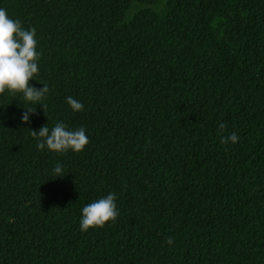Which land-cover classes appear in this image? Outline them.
<instances>
[{
    "label": "trees",
    "instance_id": "obj_1",
    "mask_svg": "<svg viewBox=\"0 0 264 264\" xmlns=\"http://www.w3.org/2000/svg\"><path fill=\"white\" fill-rule=\"evenodd\" d=\"M0 7L36 29L49 89L43 109L0 94V264H264V0ZM58 121L83 151L37 149ZM109 192L115 222L81 231Z\"/></svg>",
    "mask_w": 264,
    "mask_h": 264
},
{
    "label": "clouds",
    "instance_id": "obj_2",
    "mask_svg": "<svg viewBox=\"0 0 264 264\" xmlns=\"http://www.w3.org/2000/svg\"><path fill=\"white\" fill-rule=\"evenodd\" d=\"M41 53L37 50L36 29L22 27L18 19L11 18L7 11L0 7V94L8 92H19L24 100L30 103H39L43 109V104L49 89L46 84L39 89L32 86L29 81L38 73V61ZM66 103L74 111L79 112L84 109V104L72 96H67ZM21 121L26 123L30 119L33 108H24ZM223 128V123L220 124ZM31 134L36 138L37 149H47L56 153L71 151L79 153L84 150L89 143L88 136L83 126L72 129L63 121H58L49 129L47 124L42 125L38 130H31ZM238 139L235 132L227 137H221V143L228 141L236 142ZM55 178L63 177V169L57 164L52 168ZM116 194L109 192L97 200L85 204L81 208L79 228L87 231L92 227H103L106 222H115L118 216L116 206ZM171 244L172 240L168 239Z\"/></svg>",
    "mask_w": 264,
    "mask_h": 264
}]
</instances>
